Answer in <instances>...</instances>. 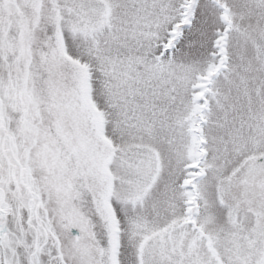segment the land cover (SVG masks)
Returning a JSON list of instances; mask_svg holds the SVG:
<instances>
[{"label": "snow or ice", "instance_id": "6c2138e0", "mask_svg": "<svg viewBox=\"0 0 264 264\" xmlns=\"http://www.w3.org/2000/svg\"><path fill=\"white\" fill-rule=\"evenodd\" d=\"M0 264H264V0H0Z\"/></svg>", "mask_w": 264, "mask_h": 264}]
</instances>
